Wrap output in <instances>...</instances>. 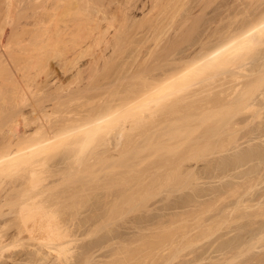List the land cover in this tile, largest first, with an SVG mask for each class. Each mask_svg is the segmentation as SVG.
<instances>
[{
  "label": "bare ground",
  "instance_id": "1",
  "mask_svg": "<svg viewBox=\"0 0 264 264\" xmlns=\"http://www.w3.org/2000/svg\"><path fill=\"white\" fill-rule=\"evenodd\" d=\"M197 1L194 0L192 4L190 0H0V133L2 134L0 135V170L4 166L9 167L10 165L21 164L25 165V167L27 166V168L29 167V170L27 168L25 170L30 175H26L27 172L24 175L27 177L32 176L33 178V175L39 173L37 169H39L40 165L42 167L47 165L45 161L44 164V159L39 157L40 153L43 152V154L47 155L46 152L48 150L52 152L55 149H50L58 148L64 144L71 145V149L73 148L76 152L79 150V153H84L85 149L83 150L82 148H91V146H94L92 145L93 143L96 144L97 140L95 142L93 140L96 135L97 137L104 135L103 139H101L102 141L98 140L97 144L102 146V150L105 144L106 148L107 145L108 147L111 145L112 149L111 147L109 149L112 151H116V148L122 150V145L126 144L125 139L130 136L127 135V132L131 130L129 132L131 134L134 131V126L137 124L135 120L140 121L138 124H141V126H147L149 121L152 123V118L157 116L159 120H153L152 126L161 120L158 127L163 126L164 128L165 124H163V121L167 119V114L164 113V110L165 107H168L166 111L172 110L173 101L179 103V101L185 102L189 100L197 103L196 99H199L198 101L205 100L203 94L207 98L209 93L211 94V90H214V87H219L217 99L227 100L226 102H228L234 97L238 89L241 86L243 87L244 78L250 79L252 76L256 78L258 75V79L264 83V48H262L264 46V6L261 4L262 7L260 8L258 3V6L255 7L259 0H256L257 2L255 0L254 2L253 0H249L250 2L248 0H233V5L225 7L228 11L225 9L224 12V8L221 11L224 13L223 15L228 12L227 16L229 14L230 17L232 16L231 18L229 17L227 20L226 17H223L226 19L225 21L223 18H218L220 21H215L216 19H214L215 23L213 21L207 22L208 25L202 26V28L204 27L202 35L191 43V46L189 45L186 50L183 49L178 54L175 53L177 52L175 48L178 49L180 43L183 42L182 39L190 35L197 21V16H194L198 14L199 10V6H197L196 10L194 9L196 3H199ZM254 3L256 4L255 6ZM185 8L188 9L187 13L184 11L187 16L182 15V19L178 18ZM201 10L202 8H200ZM221 12L220 14L223 16ZM222 20L223 22H228L227 25L225 24L226 26L223 25V31L222 27H219V24L222 25ZM196 26L198 28V24ZM218 27L221 31H219ZM186 40L184 39L185 42ZM250 52L253 53L250 56L251 60L246 61ZM219 75L223 76L216 80L217 83L211 88V79L213 80ZM253 80L255 79L253 78L249 81ZM136 85H139L137 86L138 88L134 87ZM261 98H264V90L261 91L259 97L255 98L257 101H253L255 103H250L249 106L256 107ZM171 100L172 102H170ZM167 101L171 103V106L170 103H166ZM189 101L187 103L190 104ZM71 102L76 104V106L74 104L75 107L73 106V109L64 108L68 103L72 105ZM164 102L169 106H166ZM120 103L125 104L127 107L125 108ZM200 103L203 104L204 102ZM87 104H93V106L87 109ZM164 104L165 107L162 109ZM122 105L126 110H120ZM144 105H148L147 107L151 106L150 109L145 108L147 113L151 109L153 110L149 114L145 113V115H142L139 113V109L142 106L145 107ZM217 105L219 104L217 103ZM143 107L141 111L144 114L145 110ZM154 107L156 110H154ZM262 107L263 105L260 107L258 104L259 109ZM136 111L139 112L137 113ZM214 111L218 112L219 109ZM158 112L162 113V115L164 113L165 116L153 115V113ZM52 113L65 114L59 117L58 115H52ZM134 114H140V117ZM148 115H153V117L151 116L150 119ZM52 116H56L59 119L56 120V117L51 118ZM135 116L136 119L134 120ZM161 117H164V120ZM117 121L121 123L117 125ZM164 123L166 122L164 121ZM138 124L137 126H139ZM259 125L257 124L259 127H254V129L248 130L246 128V132L245 128L243 129L237 125L243 130L242 133L240 132V138H245L249 142L261 139L264 143V123ZM108 126L109 128L111 126L114 127V129L113 127L111 128L112 131L116 130L115 134L113 133L114 138L111 137L109 139L112 134L107 136V138L105 137L108 135V130H106ZM116 126L118 129H115ZM234 126L235 124L232 126L233 129H238V127L235 128ZM151 129L154 130V128ZM139 130L141 133L142 129L139 128ZM159 130L160 128L154 131L159 132ZM163 131L160 130L159 133ZM124 132H126L127 136H125ZM122 136H125L124 142ZM129 141L128 138V144L131 142ZM194 141L192 143L197 144ZM252 141L251 143L248 142L247 146L244 147L241 146L242 143H239L240 141L237 142L235 146L229 149L230 152L226 157V170L225 172L223 170L224 175L222 174L226 177L225 187L227 188L225 193L227 194V196L225 195L226 208H224L225 203L223 206L226 211V213L224 212L226 214L224 218L227 223L225 229L226 240H224V243L221 241L222 245L219 244L220 246L217 245V248L211 249V253L208 252L211 255L212 252L220 253L217 255L218 258H208V260H211V264H264V146L258 143L260 140L254 144ZM144 142L147 143L148 141L143 140L142 145H145ZM244 143H247V141ZM72 145L76 146L75 149ZM131 145L133 146V143ZM131 145H127V148L131 147ZM140 145L138 144L137 146ZM98 146L97 149L95 147L96 150H98ZM101 146L99 151L102 152L100 150ZM120 146L122 148H119ZM94 147H92V150ZM90 150L88 152L90 154L89 159L91 156ZM96 150H94V153L98 152ZM120 151L116 152L119 154ZM103 152L106 154V151L103 150ZM79 153L72 154V156H76V154L82 155ZM83 155L80 156L81 161L83 160ZM127 155L129 154L126 153L125 156ZM240 155H244L245 158L238 159ZM95 156L93 154L91 158H96V161L100 159L98 155L97 157ZM120 156L117 155L118 158ZM70 157H67V160ZM99 157L104 159V156L99 155ZM106 157L105 155L104 160L108 163L107 161H110V159L107 160ZM74 158L76 159V157L70 159L75 161ZM80 159L77 160L78 164L81 163ZM104 160L103 162H105ZM70 164L72 165V163ZM37 166L39 167L37 168ZM47 167L49 168V165ZM70 167L72 168L73 166ZM49 170L51 171L52 169L49 168ZM0 172L1 175L2 171ZM209 175L207 174V176ZM200 178L202 177L200 176ZM4 180L2 179L0 184H4L5 189L10 185L8 189L9 195L17 188L15 190L17 197L19 195L17 193L22 191L20 188L23 181L15 180L11 183L8 182V185L5 186V183H1ZM25 182H29V180ZM51 183L44 185V187L40 186L42 188L39 187L40 189L38 188L39 190L33 196L22 198L23 200L19 201V198L21 199L19 195L20 197H17L19 205L13 201L18 206V208L16 206V210L17 214L22 217L23 226L18 225L19 223L16 220V222H13V210L16 212L15 209L11 210V214H7L10 211H6L7 213L2 211L3 205H7L5 201L8 203V201L15 200L16 197L12 193L11 196L14 199L9 200L10 198H7V200L6 196L8 193L6 191V193L1 194V189L4 191L5 189L2 188L3 185L2 187L0 186V213L3 212L4 214L1 213L0 218L2 216L8 217V215L13 213V217H2L0 219V259L3 258L0 264L7 262L4 259L7 254L4 255V253L6 250L10 251V248L16 242L14 249H17L18 240H21L19 242L20 245H25V249L22 248L23 250L11 254L26 255L29 264L31 262L33 264H91L94 261L93 259V261L90 260L88 262L86 257L89 258V256L86 255H84L86 256L83 258L84 260L74 256V247H76V241L78 240L75 241L77 231L66 226V223H63L64 220L60 218L61 216H58V221L56 215V220L54 221L57 222L55 224H51L48 221L47 217L50 215L54 217L55 214L53 213L57 211L55 202L52 203L51 199V202H49L48 198L50 193H48L47 188L51 186ZM21 189L25 190L24 187ZM189 198L191 197L189 196ZM3 199L4 201H2ZM29 207H35L32 213L29 211L30 217L25 212L26 210H31ZM36 208L43 210L47 217L40 214L41 212L36 210ZM54 209L55 211H53ZM34 211L38 213L41 220L38 217V221L36 219V221H33L34 218L32 219L31 217L35 215ZM24 213H27L28 218H26L27 216L25 217ZM198 218L200 219L201 217ZM10 221L18 225V227L16 226L12 231L8 232L9 228L7 230L4 229H6V226L10 227L7 225L8 223L9 225L13 224ZM18 221H20V217ZM80 221L82 222V219L77 221V223ZM85 221L83 220V222L87 223V220ZM81 222L77 224L76 228H79L78 225L86 227ZM64 237L66 239L63 241ZM29 240L35 241L34 245H26ZM129 240L128 237V245ZM125 243L127 245V241ZM123 245L120 246L126 250L121 249L120 246L121 250L118 246L117 249H114L118 252H114L116 254L114 257L117 256L118 259H115L117 260L116 262L112 259L114 261L110 262L111 264H131L135 262V260H132L136 258L135 255L134 258H132L133 255L131 256L132 249L130 251L128 249V247L135 248V246H126V248ZM214 245L212 246L215 247ZM84 246L80 245V247L85 249ZM142 246L137 245L139 249L135 248L133 250L134 253L138 250L141 251L140 248L145 245ZM147 247L145 246V248ZM46 249H49V251H46ZM92 250L88 251L91 253ZM54 251L58 252L55 255H58L59 258L57 256L54 259V255L51 256ZM177 252H180V250L175 252L179 255ZM137 253L136 256L139 255L141 258V254ZM141 253L143 255V252ZM176 254L172 255L170 259L173 260ZM62 255L63 258L61 257ZM139 256H137L135 264L139 262ZM145 256L147 259V255ZM199 258L201 257H197V260ZM195 259V257L192 259L193 264L196 262L193 261ZM169 260H165L167 264L171 263V260ZM200 261L206 263L205 261L207 260L202 259ZM198 263L200 262L198 261ZM151 264H153L152 261ZM189 264H192L191 261Z\"/></svg>",
  "mask_w": 264,
  "mask_h": 264
},
{
  "label": "rangeland",
  "instance_id": "2",
  "mask_svg": "<svg viewBox=\"0 0 264 264\" xmlns=\"http://www.w3.org/2000/svg\"><path fill=\"white\" fill-rule=\"evenodd\" d=\"M190 1H191L190 3H192L194 0L193 1L190 0ZM198 1L199 3H196L194 9L196 10L197 6H199L198 7L199 15L196 14L194 16L195 17L197 16L196 17L197 19L195 18L197 21L196 20L195 21L199 23L195 22L193 30L191 31L193 35L190 33V35L185 36V38L182 39L183 42H181L180 45L178 46L179 48L178 49L175 48L177 50V52H175L176 54L182 52L183 49L186 50V48H188L191 43H193L195 40H197L200 37V35H202L204 31L203 28L205 27V24H207V22L209 23L213 21L215 23V21H218L220 18L222 19L223 17L224 18L226 17V19L228 20L230 16L229 14L227 16L228 12L225 13L226 15H223L224 13L221 12L222 8H224L223 11L225 12V9L228 6L230 7L231 5L234 4L233 0H198ZM259 1L257 2V5L254 3V6L256 5L255 7H257L259 3V7L261 8L262 6H264V0H261V2ZM248 2L250 1L248 0ZM251 3H249V5H251ZM200 8H202L201 11H200ZM226 10L228 11V9ZM184 11L185 13H187L188 9L185 8L181 12L182 14L180 13L181 16L179 14L180 17L178 16V18L183 17L182 15H186ZM220 12L222 13L223 16H221ZM188 16L190 15L188 14ZM214 19L216 20L214 21ZM226 19H224V21ZM221 22H222V25L219 24V27L220 28L222 27V31H223V28H224L223 25L226 26L228 22H223V20ZM221 22H218V23H221ZM196 24H198V28ZM202 26L204 27L202 28ZM220 28H219V31H221ZM184 39L185 40L187 39L186 42L184 41ZM262 48H264V46H262ZM252 54L253 53L251 52L248 53V59H246V61L251 60L250 56H252ZM222 76L223 75H219L215 79L213 80L211 79V88L215 86V84L217 83L216 80L220 79ZM253 78L255 80L249 81ZM243 81H244L243 87L241 86V88H239L238 91L236 90L237 92L234 94V97L230 99V101L228 100V102H226L227 100L224 101V100L217 99L216 96H217V91L219 90V87H214L213 88L214 90H211V94L209 93V96L211 95V97H209L207 94L208 97L206 98L205 94H203V96L205 97L203 98L206 101L205 100H202V101L204 103L208 102L205 104L204 103L199 104V102H202V101H198L199 99L195 100L197 101V103L196 102L194 103V101H192L194 104L189 100H186L185 102L179 101V103L173 101L174 106L171 107L172 110L169 109V111L168 110L166 111V108L168 109V107H165V104L168 103V101L166 103L164 102L165 104L163 105L162 109H164L165 107L164 113L167 114L166 115L167 119L165 118L166 120H164L163 119L164 117H161L166 122L164 123V121L162 120L163 124H165L164 128L163 126H161L162 129L161 127H158V124L160 126L161 120L160 122L157 121L158 123H154V126H152L153 120L156 121L157 119L156 114L162 115V113L161 114L160 112H158L159 114L153 113V115L155 114L154 116H156V118L153 117V115H151L153 117L152 123H150L149 121V124L147 126H141V124H138L140 121L135 120V119L137 115L140 117V114H137V115L134 114L136 116L132 118L135 121H137L136 123L139 126H137L136 124V126H134V131L131 134H129L131 130L127 132V135H130V136L133 135L131 137L127 136L126 132H124L125 136H127V138L125 139L126 140L125 143L128 146H130L133 143V146L131 145V147L133 148L131 147L127 148L128 146L126 144L122 145L123 146L122 150L121 149L118 150V148H116V151L121 150L120 152L123 151L122 153L119 152L118 154V152H116L115 150L112 151L111 145H109L111 149H109L110 147H108V145L106 148L105 147L106 144H105L103 145V150L106 151V154H105V152H103L102 150V146L97 145L98 140L102 141L101 139H103L104 135L103 136L101 135L102 137H97L96 135V137H94L93 140L94 142L97 140V142H95L96 144L93 143L92 145L94 146L97 145L98 150H96L97 146H95L96 149L94 146H91V148H87V147L82 148L83 150L85 149L84 151L86 152V153L80 152L82 155L84 154L82 161L80 159L81 158L80 156L82 155L79 156L76 154V156H72V154L74 155L75 153H79V150L78 152H76L75 150H73V148L71 149V145L70 146L65 145V144L60 145L58 148L50 149V150L55 149L52 152L48 150L46 152L47 155L45 153L43 154V152L39 154V157L44 159L43 162L45 161L47 165H49V168H51L52 170L54 169L53 171L52 170L50 171L47 165L46 167H42L40 165V167L37 166V168L39 167V169H37V172L39 173L38 174L36 173L37 175H33V178H32V176L31 177L26 176V175H30L28 174L29 172H27V170H29V167L27 168V166L25 167V165L23 166L21 164L20 165L16 164L13 166L8 165L9 167L4 166L5 168L3 167V169L0 170L2 171V174L0 175L1 180L5 179L1 183H5V186H7L8 182L11 183L15 180H22L23 184H22V187L21 186L20 187L21 188L24 187L25 190L23 191V189L20 188V190L22 191L17 193V195L19 194L21 196V199L19 198V201H20L27 197H30L31 195L33 196V194H35L40 188H42L40 186L44 187V185L46 186L48 183L52 182L53 184L52 183L50 184L52 187L50 186L51 187L50 188L48 186L47 188L48 193H50L48 198L49 200L50 199L52 200V203L55 202L54 204L58 212L56 211L55 213H53L55 214L54 217L53 215H50L49 217H47V215L45 216L43 210H38L39 208H36V210L41 212L40 214H43L44 217H47L48 221H50L51 224H55L57 221H54V220L56 219L58 220V218L61 216L60 218L64 220L63 223L65 222L66 226H69L72 229L74 228V230L77 231V235L75 236V241L77 239L78 240L76 241V247H74V250H75L74 256H76V258L77 257L81 258L80 260H82L86 256H89L90 259L86 257L88 260L86 258L85 260L89 262L90 260L93 261L94 259V261L91 262V264H95V263L98 264L99 262H100L99 264H102V263L106 264L107 261H108L107 264H111L110 262H113L117 258V256L114 257V255H116L114 254V252L118 253L114 249H117V246L119 248V246L122 244L125 245L126 244L125 241H127V245H125V247L135 246V248H137V245H143V246L145 245L146 247L147 246L149 247V248L148 247L145 248V246L144 247L142 246L143 248H140L141 251L139 250L137 251V249H139L137 248L136 251L139 253L137 252L134 253L133 250H135V248L128 247L129 251L130 249H132L131 250V253H132L131 256L133 255L132 258H134V255L136 257L132 259V260H135V262H136L137 256H139V255L136 256V253L141 254V258L143 255L144 256L147 255V259H146V256L145 258L143 256L144 260L142 262L141 260L143 258L141 259L139 256L138 258H140V260H138L139 262L137 264H139L140 262H141L140 264H151V261L153 264H162V263L164 264V262L165 264H167V261L171 258L172 255H175L176 254L175 252L178 250H180V252H177L179 253V255L176 254L178 258H176L175 256L174 259L172 258L173 260L171 259H170L171 261L169 260L171 263L173 261L172 264H182V263L189 264L190 261L193 264L192 259H194V257L196 259L193 261L194 262L196 261L195 262L196 264L198 261L200 262L198 264H202V263L211 264L210 259L211 258L215 259V257H217V255L220 254L219 252L218 253L212 252V255L209 254L211 253V249L217 248V245L219 244L222 245L225 242L224 240H226V237H225L226 230L225 229H226L227 223L224 218L226 217V214H225L226 211L225 209H223V206L225 203L224 208H226L227 194L225 193L227 192V188L225 187L226 177H224L223 175L226 170V166H225L227 162L226 157L230 152L229 149L235 146L237 142L239 141H240L239 143H242L241 145L242 147L247 146L249 142L245 138H242V139L240 138L241 137L240 135L243 132V130L240 129L238 126H241V128L243 129L245 128L244 130L246 132L247 131L246 128H248V130L254 129V127L255 128L259 127L260 123L261 125H263L264 123V98H261V101L259 99V103H258L259 106L261 107L263 105L261 109L258 108V104L256 107L249 106L250 103H255L257 101L255 100V98L259 97V95L261 94V91L264 90V83H262L258 79V75L256 76V78L255 76H252V78L250 77V79L246 77L243 79ZM137 86L139 85H136L134 87L136 88ZM121 88H123V86H121ZM208 99L210 100V102ZM187 101H189L190 104L187 103ZM170 102H172V100ZM216 102L219 105H217ZM71 104L72 105L68 103L67 105L64 106V108L70 110L76 106L75 102L74 103L71 102ZM93 104L91 105L89 104L90 106L87 104L88 106L87 109L93 106ZM121 104L123 103H120V105ZM153 104H156V103L154 102ZM120 105L119 107L121 108ZM123 105L125 108L127 107L125 106V104ZM123 105H122V109L120 110L125 109ZM144 106L145 107L142 106L144 110L145 108L150 109L151 107V106L147 107L148 105L147 106L144 105ZM166 106H169V105L166 104ZM170 106H171V103H170ZM155 107H154V110H156L157 108ZM174 107L177 110H175ZM141 109H139L140 112L139 111L138 112L141 113L142 115H145V113L149 114L153 110L151 109L149 111L147 109L149 113H147L145 110V112L143 111L144 112L143 114ZM216 109L217 110L219 109V111L215 112L214 110ZM134 110H138V109H134ZM173 111H176V112H173ZM164 113L163 115L165 116ZM53 114L61 117L65 113L63 115H60L62 113L60 114L52 113V115ZM151 116H149L150 119H151ZM54 117L56 116H52L51 118H54ZM57 119L59 118L56 117V120ZM157 120H159V118ZM240 122H241V125H240ZM120 123L121 122L117 121V125H119ZM150 124L151 126H149ZM156 124H157V127H156ZM234 124H235L234 126L235 128L238 127V129L236 128L237 130L233 129L232 126ZM257 124L259 126H257ZM112 127L113 126H111V128ZM142 127H145L147 129L142 128ZM150 127L154 128V130L155 129L158 130V128H160V130L163 131L164 129V131L162 133H159L160 130L159 132L154 131ZM107 128L106 130H108L107 131L108 135H106L105 137L107 138V136L112 134L109 137L110 139L111 137L114 136L116 130H113L114 131L113 132L111 128H109V126ZM139 128L142 129L141 133H140ZM115 129H118V127L116 126ZM104 132L106 133V131ZM0 135L2 134L0 133ZM236 135H238L239 137ZM125 136H122L123 142L125 141L124 140ZM128 138L132 143L129 141L130 144H128L127 142ZM235 138L237 139L235 140ZM143 140L146 142L148 141L149 143L144 142L145 145L146 144L148 145L146 146L142 145ZM193 141L194 143H197V144H193L192 143ZM246 141L247 143H244ZM251 141L249 143H251ZM256 142L264 146V143L263 141H261V139H257V140L255 139L252 141L253 144ZM134 143L135 145L136 144L137 145L141 144V145L140 146L136 145L137 148L136 147L134 148L135 146ZM73 146L74 145H72V147ZM100 146H101L100 150H102L103 153L99 151ZM75 147L76 146H74V149ZM92 147H94L93 150H92ZM77 148L79 149L78 145H77ZM119 148H122V147L120 146ZM89 150L91 153L90 159L88 158L90 155L88 154ZM94 150L98 152L94 153L95 152ZM92 152L94 155H96L95 157H97L98 155V158L100 159L96 161V158L93 157L94 159L93 160L91 158L93 155ZM124 153L125 154L127 153L129 155L125 156ZM114 154H115V157H114ZM85 155L86 156L88 155V156L86 157ZM99 155H101L102 157L104 156L103 157L104 159L106 155L108 157V158L106 157V159L107 160L110 159L111 161V162L110 161H107V162L108 163L110 162L111 164L106 163V161L104 159H101ZM117 155L119 156L121 155L120 158L122 157L123 159L121 158L122 159L121 160L120 158L117 157ZM65 156H66V160H65ZM123 156L126 158H124ZM243 156L244 155L238 156V159L245 158V156L244 157ZM67 157H70V158L76 157V159L77 158L80 159L81 165L77 163L78 159L76 160L74 158L75 161H73L72 159L68 158L67 160ZM116 158H118L119 160ZM50 160L52 163L50 162ZM103 160L105 162H103ZM83 161L85 162L82 163ZM70 163H72V165ZM211 164L212 166H210ZM70 166H73V167L71 168ZM210 167L212 170L210 169ZM25 168H27V170H25ZM213 168L214 169L218 168L217 169L218 171L216 169L214 170ZM25 172H27L26 175H24ZM207 174H210V175L207 176ZM193 175H195L194 176L195 178L193 177ZM218 175H220L221 178ZM200 176L202 178H200ZM17 177L18 179H16ZM222 178L225 180H223ZM10 179H14V180H10ZM24 179L25 181L29 180V182H25ZM2 185L0 184V186L3 189H5L4 184ZM9 186L6 187L7 189H5V191L1 189L2 191L1 194L6 193V191L8 193ZM194 186L196 189L198 188L199 190L198 189L196 190ZM16 189L17 188H15V190ZM15 190L14 192H12L14 197H16ZM9 192L11 193L10 190ZM11 194L9 195L8 193V195L6 196V199L7 198L8 199L10 198L9 200L14 199V197H12ZM188 195L191 198H189ZM17 197L15 198V200L8 201V203L7 201H5L7 205L5 204L3 205L4 208L2 211H4V213L6 211L8 212L10 211V213H7V212L6 213L11 214L12 212L11 210L13 209L16 210V206H17L16 204L18 203L19 205ZM4 199L2 201H4ZM51 200L49 202H51ZM13 201H15L16 204ZM33 208H30L31 210H26L25 212L29 214V211H30V213H32V211L35 210ZM53 211H55V209ZM1 213L3 214V212ZM13 213H14V217L16 216L18 220L20 217V221H18L16 217L15 218L13 217ZM13 213L12 215H8V217H5V216H2V217L10 218L11 216L13 217V220H14V221L12 220L13 222L17 221L19 223V224L17 223L18 225L23 226L24 223L22 221V217L19 214H17V210L16 212L13 210ZM27 213H24L25 217L27 216L26 218H28ZM36 213L37 212H35L34 213L35 215L31 217L32 219L34 218L33 221H36L37 218L39 217L38 213L37 214ZM56 215H57V218H56ZM30 216L31 214H29V217ZM67 216H70V217H67ZM198 217H201V218L199 219ZM80 219H82V222L83 220L84 221L87 220V223H85L86 221L83 223L80 221L82 224L86 225V227L85 226L83 227V225H78L79 228L82 227L79 229L76 227H77V224L80 223V222L77 223V221H79ZM28 222H30V220H28ZM13 224L9 225L8 223L7 225L10 227L6 226V229L4 230H7L9 228L7 230L9 232V231H12V229H14L16 226L18 227V225H16L15 223ZM79 233H82V234H79ZM78 236L79 237L81 236V238H79ZM143 236H147V237H143ZM128 237L130 239L129 241L132 244L129 242V245H128ZM65 239L66 238L64 237L63 241ZM20 241L18 240L19 245H20L19 243ZM26 241L28 242L27 239ZM136 241L138 244L136 243ZM27 242H26V245H29V244L34 245L35 241L29 240V243ZM120 242L122 243L119 245ZM15 244L13 247H11L12 249L10 248V251L12 250L11 252L7 250L5 251L4 255L7 254V257L5 255V258H4L5 261H7L5 262V264H26V262L28 261L26 255H21V254L12 255L11 254L13 252H18L20 250L25 249L24 247L25 245L21 244L20 246L19 245L16 246L17 249L15 248L16 249L15 250L14 249ZM78 244L85 245L84 246L85 249H83V247H80V245ZM212 245H214L215 247H213ZM77 246H79L80 248ZM121 249L123 248L121 247ZM88 250L89 251L92 250L93 254L91 255L92 252L90 253ZM46 251H49V249H46ZM193 251L194 253H192ZM141 252H143V255ZM146 252L147 254H145ZM57 253H58L57 251L56 252L54 251V253H52L51 256L54 255L53 258L56 259L58 255H55V254ZM160 254L161 256H159ZM162 255H163V258H162ZM198 255L201 258L197 260V257H199ZM8 256H11V257L8 258ZM61 257L63 258V255ZM165 258H168V259H165ZM185 258H188V259H185ZM208 258L210 259L208 260ZM112 259L114 260L112 261ZM164 259L167 261H165ZM202 259L207 260L205 261L206 263H204V261H200ZM2 260L3 258L0 259V261ZM116 261L117 260H115V262ZM135 262L134 263L132 262L131 264H135ZM27 264L29 263L27 262ZM30 264H33V263L31 262ZM48 264H51V263H48Z\"/></svg>",
  "mask_w": 264,
  "mask_h": 264
}]
</instances>
